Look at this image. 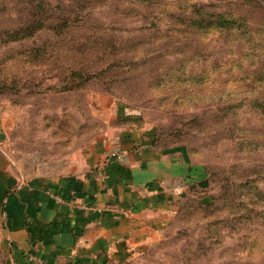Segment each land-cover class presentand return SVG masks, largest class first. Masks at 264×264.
Instances as JSON below:
<instances>
[{
  "label": "rangeland",
  "instance_id": "1",
  "mask_svg": "<svg viewBox=\"0 0 264 264\" xmlns=\"http://www.w3.org/2000/svg\"><path fill=\"white\" fill-rule=\"evenodd\" d=\"M131 120L202 173L114 264H264V0H0V167L74 173Z\"/></svg>",
  "mask_w": 264,
  "mask_h": 264
},
{
  "label": "crops",
  "instance_id": "2",
  "mask_svg": "<svg viewBox=\"0 0 264 264\" xmlns=\"http://www.w3.org/2000/svg\"><path fill=\"white\" fill-rule=\"evenodd\" d=\"M153 140L131 120L74 173L23 176L0 167L6 264L123 263L151 243L173 216L177 196L202 173Z\"/></svg>",
  "mask_w": 264,
  "mask_h": 264
},
{
  "label": "trees",
  "instance_id": "3",
  "mask_svg": "<svg viewBox=\"0 0 264 264\" xmlns=\"http://www.w3.org/2000/svg\"><path fill=\"white\" fill-rule=\"evenodd\" d=\"M154 144L156 145V142L154 141ZM157 146V145H156ZM5 264H6V260H5Z\"/></svg>",
  "mask_w": 264,
  "mask_h": 264
}]
</instances>
